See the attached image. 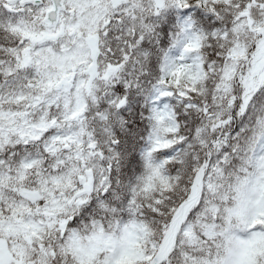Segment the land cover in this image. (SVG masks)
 Wrapping results in <instances>:
<instances>
[{
  "label": "rangeland",
  "instance_id": "374dc122",
  "mask_svg": "<svg viewBox=\"0 0 264 264\" xmlns=\"http://www.w3.org/2000/svg\"><path fill=\"white\" fill-rule=\"evenodd\" d=\"M8 1L0 0V4L17 15L0 25L8 34L0 40L3 264H264V119L252 150L251 171L242 164V171L248 172L245 176L237 174L223 144L208 145L213 147L208 151V167L195 168L190 187L194 199L186 208L168 205L178 223L167 227L161 241L149 239L148 228L136 222L124 226L119 236L103 226L87 232L70 227L90 200L109 191L116 182L111 179L112 170L115 166L120 170L123 161L109 147L108 167L103 166L96 142L81 133L89 104L97 103L99 93L118 70L104 44L107 28L116 17L123 14L117 18L121 22L131 10L141 7L156 13L187 10L181 17V37L164 63L157 62L160 75L150 96L151 124L142 153V173L130 201V205L139 200L162 203L181 184V178L167 169L177 161L179 150L164 160L155 156L182 141L176 137L180 125L169 98L201 112L203 125L208 128L210 124L212 130L230 125L231 114L245 111L264 84V0H165L160 11L152 0H129L119 6L111 0H63L55 27L46 21L54 9L51 0L25 8ZM198 9L228 24L206 36L196 32L192 13ZM61 28L64 35L58 40H44ZM135 30L136 26H127L122 38L130 43L128 36ZM91 36H98L101 48L95 78L90 73L87 40ZM218 36L229 47V54L222 76L209 91L200 51L205 40ZM63 81L69 83L65 90L60 88ZM34 143L46 146L53 172L42 167L39 159L17 166L4 161L6 152ZM59 167L64 170L55 173ZM89 171L94 175L92 193L77 197L83 190L79 178L85 177L87 183ZM31 191L40 195L39 202L26 197ZM98 202L105 204L101 199Z\"/></svg>",
  "mask_w": 264,
  "mask_h": 264
},
{
  "label": "trees",
  "instance_id": "16d2710c",
  "mask_svg": "<svg viewBox=\"0 0 264 264\" xmlns=\"http://www.w3.org/2000/svg\"><path fill=\"white\" fill-rule=\"evenodd\" d=\"M186 12L187 10L179 12L172 9L166 13H156L151 8L145 10L141 7L131 10L127 15L129 17H124L121 22L117 18L123 14H119L113 24L107 28L109 32L104 43L105 48L111 50L109 60L116 62L118 70L110 84L99 93L97 103L89 104L81 133L90 135L96 142L98 154L101 152L104 157L100 159L103 166L109 161L111 153L109 147H113L123 161L120 170L116 166L112 170L111 179H115L116 184H111L108 193L102 198L90 200L74 220L72 219L70 227L87 232L103 226L119 236L124 226L136 222L148 228L149 239L159 242L163 239L167 227L169 225L176 227L178 223L176 219L173 221V213L169 211L168 205L186 208L193 201L194 196L189 192L196 175L195 168L199 167L203 170L208 167L211 158L208 151H212L213 148H208V145L223 144L231 153L230 162L234 169L238 170L237 174L245 176L249 170L251 171L252 150L259 137L261 126L263 127L264 84L249 100L244 112L231 114L230 125H223L216 130H212L210 124L208 128L203 125L201 112L188 108L186 103L171 97L170 106L174 109L180 125L176 137L182 141L177 147L161 151L155 156L157 160H164L176 149L179 150L176 155L177 161L170 163L167 169L169 173L181 178V184L174 192L167 193L164 199L162 198V203L155 200H139L134 205H130L134 188L142 173V153L151 124L150 96L160 75L157 62L164 63L167 52L181 37L183 29L181 17ZM13 15L17 14H11L0 4V25L8 17H14ZM192 19L194 31L203 33L204 36L228 24V21L214 20L203 9L194 11ZM129 25L137 28L134 35L128 36L131 39L130 43L122 38L125 28ZM6 36H8L6 29L0 26V40ZM204 43L200 55L208 72L206 85L211 91L222 76L229 47L222 42L220 36L205 40ZM119 44L120 47L117 48ZM210 99L209 95L208 101ZM123 100H126V104L120 108L119 105ZM47 152L43 143H34L13 148L3 155V159L10 166L39 159L43 164L42 167L53 172ZM242 164L248 165V172L242 171ZM63 170V167H59L55 173ZM202 180L203 178L199 182V194L202 190ZM99 199L105 204L98 202ZM106 208L112 211H107ZM167 243L169 244L168 240Z\"/></svg>",
  "mask_w": 264,
  "mask_h": 264
},
{
  "label": "water",
  "instance_id": "95a60500",
  "mask_svg": "<svg viewBox=\"0 0 264 264\" xmlns=\"http://www.w3.org/2000/svg\"><path fill=\"white\" fill-rule=\"evenodd\" d=\"M51 1L53 3L54 9L48 13L46 21L51 27H55L58 24V16H59L60 11L64 9V2L63 0H51ZM111 1L114 6L128 2V0H111ZM153 2L155 6L157 7V9L162 10L165 8V4H166L165 0H153ZM8 4L10 5L19 4L22 8H25L30 5L41 6L43 4V0H9ZM106 34L107 32L105 33V35ZM63 35H64V28H61L58 34L46 35L44 37V40L47 42L56 41ZM87 41L91 49L92 65L90 67V73H91V77L95 78L97 74V61L100 55L99 38L98 36H91L88 38ZM68 86H69V83L64 82V81L60 84V88L63 90L67 89ZM125 104H126V101L124 100L121 103L120 108H122ZM87 176L89 178L88 183H85V177L79 178V182L81 185H83L84 189L77 194V197L88 195L92 192V187L94 183V177H93L92 172L89 171L87 173ZM26 196L32 203H37L40 200V195L37 192H28ZM77 203L79 204V202ZM2 254H4V249H0V255ZM1 263H2V259H0V264Z\"/></svg>",
  "mask_w": 264,
  "mask_h": 264
},
{
  "label": "flooded vegetation",
  "instance_id": "af4514ba",
  "mask_svg": "<svg viewBox=\"0 0 264 264\" xmlns=\"http://www.w3.org/2000/svg\"><path fill=\"white\" fill-rule=\"evenodd\" d=\"M4 255H5V254H4ZM4 255H1V256H0V257H2V259H3V262H4V258H3ZM3 262H2V264H3Z\"/></svg>",
  "mask_w": 264,
  "mask_h": 264
}]
</instances>
